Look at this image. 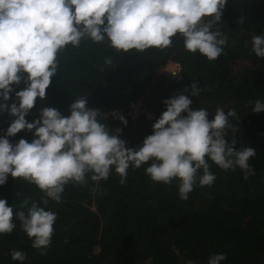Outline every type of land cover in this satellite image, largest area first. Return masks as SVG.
<instances>
[{"label":"trees","instance_id":"16d2710c","mask_svg":"<svg viewBox=\"0 0 264 264\" xmlns=\"http://www.w3.org/2000/svg\"><path fill=\"white\" fill-rule=\"evenodd\" d=\"M216 28L227 35L228 43L225 54L214 61L186 51L179 35L172 38L171 48L144 53L117 54L107 43L90 40L78 48L69 45L59 54V69L46 97L36 99L25 119L29 123L38 119L45 107L67 117L74 99L85 95L88 108L114 110L125 118L126 126L111 115L106 123L112 133L120 128L119 138L127 148H135L152 134L153 123L166 110L162 101L196 82L207 90L190 97L193 109H207L209 119L218 107L237 112L238 119L229 118L238 128L236 148L256 150L249 160L255 174L245 179L238 167L223 170L209 160L215 181L211 186L197 184L187 200L179 198L175 181L152 182L145 174L148 165L130 166L123 186L114 170L98 184L90 178L83 186L69 183L62 202L49 199L45 208L57 216L46 254L31 246L32 240L14 219L13 232L0 235V264H187L189 260L208 264L213 254L220 253L226 256L220 264H264V112L251 111L250 103L264 101V58L252 52L251 43L252 35L264 36V0H227ZM109 56L113 65L101 71ZM170 61L175 69L167 70ZM25 86L23 80L11 85L10 99L0 98V104L18 106L15 93ZM138 101L145 111L132 117L127 111ZM14 119L7 108L0 111V137H5ZM232 135L229 131L228 138ZM6 138L15 144L20 139L30 143L35 137L21 130ZM43 195L35 185L10 175L0 185V199L14 212L25 198L39 204ZM12 250L23 251L25 260H12Z\"/></svg>","mask_w":264,"mask_h":264},{"label":"clouds","instance_id":"9594fccd","mask_svg":"<svg viewBox=\"0 0 264 264\" xmlns=\"http://www.w3.org/2000/svg\"><path fill=\"white\" fill-rule=\"evenodd\" d=\"M226 3L227 0H0V98L10 99L11 85L22 80L26 85L15 93L18 106L16 102L10 106L0 104V111L7 108L15 117L5 137H0V185L10 175L35 185L44 194L39 204L25 198L15 212L5 199H0V235L11 234L16 219L32 240L31 246L41 255L46 254L57 218L55 212L45 210L49 199L61 203L67 184L83 186L87 178L98 184L107 180L113 170L123 186L130 166L139 169L148 165L145 174L151 181L165 185L175 181L181 200H187L197 184H213L216 176L210 171L209 160L223 170L235 171L238 167L245 179L255 174L249 160L256 156V150L249 146L236 148L238 128L229 118L238 119L237 112L230 109L226 113L218 107L209 119L207 109H193L190 97L207 90L196 82L162 101L166 110L153 123L152 134L135 148L125 146L119 138L120 128L112 133L106 123L111 115L126 126L125 118L114 110L88 108L85 95L74 99L67 117L45 107L38 119L31 123L25 119L36 99L46 97L51 78L59 69V54L69 45L80 47L85 40L107 43L117 54L144 53L153 48H171L172 38L179 35L186 51L199 52L209 61L218 59L225 54L228 37L213 27L221 23ZM251 43L252 52L264 58V36L252 35ZM113 63L111 56L106 57L101 71ZM250 103L251 111L264 112V101ZM21 130L33 132L35 138L30 143L25 139L10 143L6 137ZM10 256L21 262L26 258L20 250H12ZM225 259L223 253L213 254L208 264H220ZM187 264L195 262L189 260Z\"/></svg>","mask_w":264,"mask_h":264},{"label":"built area","instance_id":"2783aa9c","mask_svg":"<svg viewBox=\"0 0 264 264\" xmlns=\"http://www.w3.org/2000/svg\"><path fill=\"white\" fill-rule=\"evenodd\" d=\"M136 106H138V110H137V111H135ZM139 108H141V109L139 110ZM144 111H145V110L141 107V105H140L139 102H134V103H131V105H130V109L127 111V113H128L130 116L135 117V116H137L139 113H142V112H144Z\"/></svg>","mask_w":264,"mask_h":264},{"label":"rangeland","instance_id":"374dc122","mask_svg":"<svg viewBox=\"0 0 264 264\" xmlns=\"http://www.w3.org/2000/svg\"><path fill=\"white\" fill-rule=\"evenodd\" d=\"M174 63L175 62H173V61H170V62H168V64L166 65V69L167 70H172V69H175V66H174ZM139 102V101H138ZM140 103V102H139ZM140 105H141V103H140ZM141 108H139V110H140ZM138 110V106H136V108H135V111H137Z\"/></svg>","mask_w":264,"mask_h":264}]
</instances>
